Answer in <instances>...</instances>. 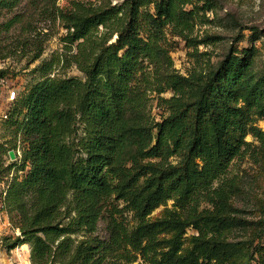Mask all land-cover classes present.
<instances>
[{"label": "trees", "instance_id": "obj_1", "mask_svg": "<svg viewBox=\"0 0 264 264\" xmlns=\"http://www.w3.org/2000/svg\"><path fill=\"white\" fill-rule=\"evenodd\" d=\"M58 1L0 0L5 58L31 43L37 61L43 21L66 30L63 53L36 68L42 81L17 97L3 125L15 147L22 143L20 168L30 167L6 202L22 238H5L4 249L31 245L32 264H235L241 244L228 235L240 219L228 173L251 147L248 135L264 145L257 50L231 47L183 76L168 33L200 56L198 47L217 38L193 37L197 19L216 0ZM55 66L82 77H51ZM8 152L1 144L0 156ZM189 229L196 234L186 238Z\"/></svg>", "mask_w": 264, "mask_h": 264}, {"label": "rangeland", "instance_id": "obj_2", "mask_svg": "<svg viewBox=\"0 0 264 264\" xmlns=\"http://www.w3.org/2000/svg\"><path fill=\"white\" fill-rule=\"evenodd\" d=\"M117 1L114 0L115 3ZM68 4V0L58 1V6L62 8ZM37 27L36 38L42 44L43 53L34 63L31 64L30 61L35 54L36 47L31 43L7 58L4 57L5 50L0 48V72H6L2 79L4 82L0 79V100L4 102L10 90H15L17 95L21 96L35 84L41 82L42 74L35 72L36 68L45 62L55 61L58 54L63 53L62 38L66 34V30L60 21H43ZM32 35L28 37H31V40L36 39ZM206 36L216 37L217 41L210 45L199 46L198 51L201 55L194 57L195 50L193 48L188 47L182 39L168 33L174 68L181 75L189 76L194 67L205 68L207 62L214 64L220 62L228 55L231 47L239 51L255 48L257 50V65L262 67L264 64V0H216L214 10L208 12L205 19H197L193 37L201 40ZM7 44V42L1 43L0 47ZM54 70L51 77H82L75 67L63 69L55 66ZM162 97L169 99L172 97V93L167 92ZM152 100L150 111L152 118L160 121L164 110L159 107L160 102H158L156 94L152 95ZM255 126L264 133L263 118L256 117ZM2 133L1 144H5L9 151L20 149L22 153V143L19 141L17 146H14L11 131L4 130ZM245 141L252 144L251 147L247 148L246 152L234 161L228 173V177L237 187L236 196L232 200V208L236 211L235 216L240 219V222L229 233L228 239L241 244L240 250L235 254V264H264V145L252 135H248ZM6 156L7 154L0 156L2 178L11 169H7L9 163ZM21 164H18L15 176L20 177V171L24 176L27 168L29 172L30 167L21 169ZM173 204L174 201H169L167 206L158 208L152 217H159L165 209H171ZM11 224L13 225L12 222ZM12 231L7 228L4 230V236L1 235L3 243L0 244V251L2 253H5L4 239L12 238L14 240L16 238V235H12ZM98 233L102 237L106 236L103 222L100 223ZM194 234L196 231L189 229L185 237L189 238ZM188 245L186 241L185 246L188 247ZM6 253L11 257V260L5 257L3 264H32L31 245L29 244L20 245ZM134 264H143V262L138 261Z\"/></svg>", "mask_w": 264, "mask_h": 264}, {"label": "built area", "instance_id": "obj_3", "mask_svg": "<svg viewBox=\"0 0 264 264\" xmlns=\"http://www.w3.org/2000/svg\"><path fill=\"white\" fill-rule=\"evenodd\" d=\"M4 82V80H2ZM18 95L15 92V90H10L8 92V97L6 99V101H2L0 100V144H1V139H2V131H3V125L4 123L8 120L11 111L15 105L16 99H17ZM15 159H11L9 152L7 153V160H8V167L7 169L11 168L8 173L4 176V178H2V171L0 172V244L3 243L2 237L4 236V230L9 228L12 231V235H16V238H22V233L20 231V229L16 228L11 224L10 221V216L8 214L7 211V206H6V202H7V198H8V194H9V190L10 187L13 183V181L15 180H22L24 178V176L27 174L28 172V168L26 171V174H24V176H22V171H20L19 175H21L20 177L15 176V170L16 168L19 166L18 164L22 163V153L21 150L19 149L18 151H15ZM29 167V166H28ZM2 235V237H1ZM13 237V236H12ZM1 247V246H0ZM3 248V247H2ZM5 253L6 252H11L12 250L8 251L7 249H4ZM2 253L0 251V264H3V259H5V257L8 260H11V257L8 256V254L6 253Z\"/></svg>", "mask_w": 264, "mask_h": 264}, {"label": "water", "instance_id": "obj_4", "mask_svg": "<svg viewBox=\"0 0 264 264\" xmlns=\"http://www.w3.org/2000/svg\"><path fill=\"white\" fill-rule=\"evenodd\" d=\"M9 155H10L11 159H15V152L14 151H10Z\"/></svg>", "mask_w": 264, "mask_h": 264}]
</instances>
